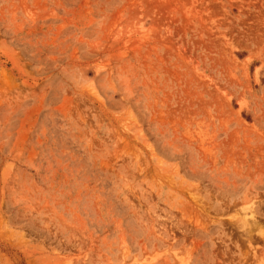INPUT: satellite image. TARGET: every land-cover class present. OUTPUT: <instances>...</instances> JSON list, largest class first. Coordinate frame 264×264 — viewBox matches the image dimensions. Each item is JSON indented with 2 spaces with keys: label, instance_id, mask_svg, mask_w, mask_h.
Masks as SVG:
<instances>
[{
  "label": "rangeland",
  "instance_id": "rangeland-1",
  "mask_svg": "<svg viewBox=\"0 0 264 264\" xmlns=\"http://www.w3.org/2000/svg\"><path fill=\"white\" fill-rule=\"evenodd\" d=\"M0 264H264V0H0Z\"/></svg>",
  "mask_w": 264,
  "mask_h": 264
}]
</instances>
